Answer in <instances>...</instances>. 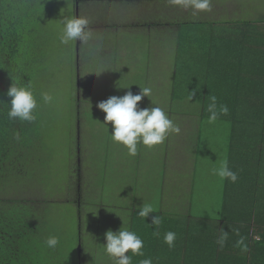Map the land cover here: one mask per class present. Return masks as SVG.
<instances>
[{"label": "trees", "instance_id": "trees-1", "mask_svg": "<svg viewBox=\"0 0 264 264\" xmlns=\"http://www.w3.org/2000/svg\"><path fill=\"white\" fill-rule=\"evenodd\" d=\"M40 7V0H0V264H83V255L77 248H73L74 255L69 258L62 247L48 218V205L42 209V202L17 196L25 189L42 186V151L50 104L44 103L41 96L46 92L43 82L48 79L45 75L41 82V70L44 74L51 65L50 61L44 62L48 51L42 45ZM175 24V37L170 34L161 40H175L169 100L183 109L179 112L195 113L197 121L208 124L205 131L200 129L193 137L195 151L189 159L194 165L191 168L190 161L185 164V175L187 179L198 176L197 158L208 132L209 145L219 150L218 157L209 158L213 170L226 163L237 180L222 178L221 209L215 216L191 207L190 202L194 201L191 197L189 201L188 191L182 213L181 207L172 214L164 211V202L159 201L170 184H165L159 197L155 181L153 190L147 191L151 197L148 203L142 202L138 193L123 192L120 197L129 201V223L124 226L121 222L118 227L135 232L144 242V256H132V264H140L146 258H151L153 264H264V15L256 20H193ZM148 43L162 44L153 35ZM12 79L31 84L37 100L36 119L31 123L8 118L7 103L11 98L6 93ZM119 92L115 86L107 97H119ZM213 97L217 119L209 123ZM99 102L97 97L89 110H82L78 102V116L92 119V108H97ZM221 106H227L226 114L220 112ZM169 152L164 156V165L173 162ZM136 155H142L141 151L137 149ZM140 157L154 162L158 170L157 155L152 160L145 154ZM112 181L113 178H105L104 183L109 185ZM183 191L171 193L172 201L176 202ZM143 203L156 209L146 219L137 214ZM202 206L205 211L206 205ZM193 210L198 213L192 214ZM155 215L162 219L158 228L151 225ZM155 231L159 236L153 234ZM168 231L176 233L172 248L164 243ZM225 232L227 238L221 246L217 241ZM50 235L59 239L54 249L45 245Z\"/></svg>", "mask_w": 264, "mask_h": 264}, {"label": "rangeland", "instance_id": "rangeland-1", "mask_svg": "<svg viewBox=\"0 0 264 264\" xmlns=\"http://www.w3.org/2000/svg\"><path fill=\"white\" fill-rule=\"evenodd\" d=\"M40 4L42 45L48 51L44 62L50 61L51 65L50 71L42 74L41 70V82L48 75L44 89L53 101L49 103V123L45 124L42 186L25 189L17 196L42 202V209L48 205V218L69 258L77 248L80 254L83 250V264H114L103 245L106 231L117 232L121 222L124 226L129 223L128 215L123 216L121 211V206L129 207V201L120 194L138 193L142 202L148 203L151 197L147 191L153 190L155 181L157 195L165 184H170L167 193L159 195L164 211L172 214L181 207L182 213L189 192V201L190 197L194 201L191 207L206 215H219L222 178L211 173L214 166L209 160L218 157L219 150L209 145V133L205 132L200 148L203 151L197 158L199 174L187 179L185 164L190 161L193 167L195 151L190 136L198 135L200 129L205 131L208 124L197 121L195 113L179 112L183 109L169 100L175 40H161L176 34L175 22L256 20L264 15V0H211V11L195 13L191 7L171 5L168 0H40ZM71 15L88 19L91 36L86 42H60L59 20ZM106 25L111 30H106ZM151 35L162 44L147 45ZM115 86L119 97L129 90L138 94L140 87L150 88V97H143L139 107L159 106L180 127L179 134H169L153 151L137 145L138 151L151 160L157 155L158 170L154 162L144 161L142 155L131 156L124 146L112 142L111 125L108 128L103 124L105 113L96 106L92 108V119L78 116V102L82 110H89L97 97L99 101L107 100ZM176 147L179 148L169 152ZM167 152L172 153L173 162L164 165ZM105 178L113 181L108 185ZM182 190L177 201H172L171 193Z\"/></svg>", "mask_w": 264, "mask_h": 264}, {"label": "clouds", "instance_id": "clouds-1", "mask_svg": "<svg viewBox=\"0 0 264 264\" xmlns=\"http://www.w3.org/2000/svg\"><path fill=\"white\" fill-rule=\"evenodd\" d=\"M168 3L185 8L191 7L194 13L211 11V0H168ZM59 22L62 25L59 37L62 44L67 45L69 42H77L78 40L86 42L90 39L91 33L88 28L89 21L87 18L75 15L63 16ZM106 26V30H111L109 25ZM98 50L99 48L97 47L96 51ZM90 54L93 53L90 52ZM151 92L152 90L148 87H140L138 94H133L129 90L123 96H111L97 104V108L105 113L103 124L107 127L109 124L111 125L110 139L113 143L124 146L131 156L137 154L138 144L142 143L151 149L156 145L163 144L169 134L180 133V127L167 116L163 108L159 106L139 107L138 102L145 96L150 97ZM6 94L11 98L10 103H7L10 106L7 113L9 119H19L29 123L35 121L34 110L37 108V100L30 82L25 85V83L19 84L13 80ZM41 96L46 104L53 101V97L47 92L41 93ZM215 108V97H213V103L209 105V112L211 113L209 123L217 119ZM220 112L226 114L228 112L227 106H221ZM213 171L215 175L221 178H230L232 182L237 180L236 173L229 170L226 163H223L221 167ZM155 212L156 209L152 204L143 203L139 207L137 214L139 217L146 219L151 213ZM161 222V217L155 215L152 217L151 225L154 228H158ZM153 234L159 236L158 231ZM104 235L106 244L103 245V250L114 261V264H132V256H144L142 251L144 242L135 232L129 231L122 226L117 232L108 230ZM226 238L227 233L225 232L217 242L223 246ZM175 239L176 233L172 231L164 234V243L169 248L174 247ZM58 244L59 239L52 235L45 241V245L50 249L56 248ZM129 252L132 255H128ZM140 264H153V262L151 258H146L142 259Z\"/></svg>", "mask_w": 264, "mask_h": 264}, {"label": "crops", "instance_id": "crops-1", "mask_svg": "<svg viewBox=\"0 0 264 264\" xmlns=\"http://www.w3.org/2000/svg\"><path fill=\"white\" fill-rule=\"evenodd\" d=\"M189 137V136H188ZM191 137V136H190ZM192 139H193V137H191ZM126 210V209H125ZM128 211V210H127ZM129 212V211H128ZM124 215H127V212L126 211H124V214H123V216ZM120 228V227H119ZM81 255H83V250L81 251Z\"/></svg>", "mask_w": 264, "mask_h": 264}]
</instances>
